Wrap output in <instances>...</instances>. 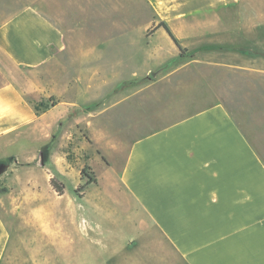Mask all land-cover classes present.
Masks as SVG:
<instances>
[{"label": "crops", "instance_id": "0c3cea01", "mask_svg": "<svg viewBox=\"0 0 264 264\" xmlns=\"http://www.w3.org/2000/svg\"><path fill=\"white\" fill-rule=\"evenodd\" d=\"M148 1L158 20L153 39L164 41L149 45L160 51V58L149 57L152 65L166 66L163 53L171 44L185 49L192 63L264 72V27L231 25L232 13L217 9L229 0ZM67 47L64 30L33 5L0 22V53L12 72L0 84V139L25 129L36 142L35 157L53 174L66 171L51 149L65 120L81 122L86 113L99 111L98 95L76 92V84L86 79L83 70L71 75L67 64L59 63ZM51 62L46 93H40L38 83L26 82L27 73ZM110 77L114 92L128 87L125 95L134 113L127 130L137 132L124 144L118 166L104 175L111 194L94 208H78L83 227L90 223L94 229L96 238L90 240L101 264H264V137L249 136L247 125L234 118L210 84L198 93L212 102L184 114L182 90L162 85L174 78L172 71L156 80L147 75L142 86L135 72L128 80ZM42 98L48 104L36 110ZM257 129L263 134V127ZM2 210L6 206L0 202V264L12 242ZM104 216L115 220L113 229L103 227ZM83 227L80 235L87 241Z\"/></svg>", "mask_w": 264, "mask_h": 264}, {"label": "rangeland", "instance_id": "374dc122", "mask_svg": "<svg viewBox=\"0 0 264 264\" xmlns=\"http://www.w3.org/2000/svg\"><path fill=\"white\" fill-rule=\"evenodd\" d=\"M26 5L35 6L64 30L68 47L59 55V63L67 64L71 75L83 70L86 79L76 84V92L88 98L98 95L100 101L97 113H86L81 122L65 120L58 130L59 138L51 149L55 150L54 159L63 161L66 171L60 174L41 165L39 156L35 157L36 142L25 129L10 136L11 141L10 137L0 139V202L6 206L2 212L12 236L3 264H101L90 240L95 237L94 229L90 223L83 227L78 208L81 204L94 208L96 201H105L107 193L111 194L104 175L118 166L124 144L137 132L127 130L128 117L134 113L125 95L128 87L114 92L116 83L111 75L120 74L128 80L135 72L142 86L147 75L156 80L172 71L174 78L162 85L167 90H182L184 114L212 102L205 92L198 93L204 83L210 84L234 118L247 125L249 136L264 137V130L260 134L257 129L264 128V72L192 63L185 49L177 50L167 43L170 49L163 53L166 66L152 65L149 57L160 58V51L148 47L164 45V41L153 39L158 20L148 0H0V22ZM217 9L232 13L228 18L231 25L264 27V0H229ZM52 65L27 73L26 82L38 83L37 90L45 94ZM11 73L0 53V84ZM47 104L45 98L35 102L39 109ZM103 154L109 167L103 165ZM89 176L95 181L99 176V185L95 186V181L88 184ZM51 177L63 183V193L52 188ZM108 198V202L113 201ZM114 221L111 216L101 218L106 229H113ZM81 227L87 241L80 235ZM104 237L108 240L111 235L105 232Z\"/></svg>", "mask_w": 264, "mask_h": 264}, {"label": "trees", "instance_id": "16d2710c", "mask_svg": "<svg viewBox=\"0 0 264 264\" xmlns=\"http://www.w3.org/2000/svg\"><path fill=\"white\" fill-rule=\"evenodd\" d=\"M158 26H162L166 32L168 33V35L170 36V38L173 40L174 43H176V45H178L177 40L175 39V37L173 36V34L170 32L169 28L167 27V25L164 22H160L158 24ZM36 106V105H35ZM36 110H39L38 107H35ZM84 168L81 170L83 172ZM95 181L94 177H88V184H90L91 182ZM49 183L52 186V188L58 193L61 194L63 193L64 190V186L63 183L56 181V179L54 177H51L49 179Z\"/></svg>", "mask_w": 264, "mask_h": 264}]
</instances>
